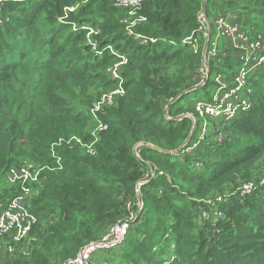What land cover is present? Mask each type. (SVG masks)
I'll return each instance as SVG.
<instances>
[{
    "label": "trees",
    "instance_id": "1",
    "mask_svg": "<svg viewBox=\"0 0 264 264\" xmlns=\"http://www.w3.org/2000/svg\"><path fill=\"white\" fill-rule=\"evenodd\" d=\"M203 6L212 19L232 12L243 29L264 33V0H143L145 19L137 32L156 38L145 44L127 34L122 22L127 10L110 0L3 2L0 199L18 192L6 181L9 168L24 160L44 167L32 200L40 218L36 247L27 259L2 254L3 264L75 258L128 216L127 203L135 201L137 184L151 168L155 176L142 186L144 208L125 240L95 252L89 264H264V184L248 195L233 194L244 181L258 178V166L264 165V65L251 80L252 108L228 124L212 122L231 140L219 142L210 133L197 148L182 150L192 121L179 115L192 111V93L210 99L214 87L211 78L193 89L203 61L204 40L197 31ZM90 28L98 31L90 41L101 54L89 43ZM112 51L128 57L121 71L125 94L99 114L108 127L97 152L57 147L58 167L54 142L72 136L90 140L91 102L116 84L108 72L119 60ZM232 68L230 58L220 66L210 59L211 76Z\"/></svg>",
    "mask_w": 264,
    "mask_h": 264
},
{
    "label": "built area",
    "instance_id": "2",
    "mask_svg": "<svg viewBox=\"0 0 264 264\" xmlns=\"http://www.w3.org/2000/svg\"><path fill=\"white\" fill-rule=\"evenodd\" d=\"M5 1L25 2L27 0H0V4L2 5ZM110 1L115 7L127 10L122 22L128 35L143 44L156 42V38L147 37L137 32L138 26L145 19L140 13L143 0ZM74 9L75 7H66V11H73ZM197 19V31L204 40V46L203 61L194 76L193 89L205 87L211 80L210 59H214L216 65L220 66L225 59L230 58L234 63V68L228 72L217 71L212 79L214 87L211 98L195 100L192 111L179 115V120L188 118L192 121L191 138L189 141L187 139L182 147L185 152L197 148L210 133L215 134L219 142L231 140L229 133H225L212 122L228 124L252 108L254 88L251 80L255 78V73L264 65V33H256L253 30L249 32L243 29L237 22L235 13H222L212 19L207 13L206 7L203 6L198 12ZM8 20L9 17L6 18V21ZM3 22L4 17H0V23ZM83 28L88 27L83 26ZM97 33V30L90 28L88 37L90 38ZM90 40L91 38L89 43L92 45V49L97 54H101L102 51ZM221 40L227 42L228 46H222ZM189 41L197 48L196 39L191 37ZM108 48L113 50L112 46H108ZM114 53L118 55L119 60L108 68V72L111 78L116 81V88L110 93L103 94L90 109L95 119V123L90 129V140L86 141L80 136H72L60 138L52 144V155L56 157L58 167L61 166L62 158L56 154L57 147L67 146L71 150L80 147L91 155L97 152V143L102 132L108 127L100 119L99 114L104 112L106 108L115 105L118 98L123 96L126 91L121 71L127 64L128 57L125 54ZM168 110V106H165V115L171 119ZM143 144L140 142L135 146V153L139 157V146ZM43 169L44 167L24 160L7 171V183L10 186H18V192L16 194L10 193L6 198L0 199V255H14L19 250H23L26 255H31L32 248L36 247L39 235L34 230L38 226L40 218L32 210V200L40 190ZM154 176L155 170L151 168L149 174L138 182L135 201H128L127 203L129 210L127 217L110 226L99 239L84 245L75 258L61 264H89V260L95 252L119 247L128 235L132 223L137 219L138 212L144 208L142 186ZM258 184H264V180H258V183L255 180L244 181L233 194L248 195L257 188ZM221 199L222 197H218V201ZM218 201L213 202L216 204ZM215 213L217 216H221V212L216 211ZM204 216L209 218L207 214Z\"/></svg>",
    "mask_w": 264,
    "mask_h": 264
},
{
    "label": "rangeland",
    "instance_id": "3",
    "mask_svg": "<svg viewBox=\"0 0 264 264\" xmlns=\"http://www.w3.org/2000/svg\"><path fill=\"white\" fill-rule=\"evenodd\" d=\"M214 75H215V73H212V76H211V78L213 79V77H214ZM115 81V80H114ZM115 86H116V84H115ZM111 87L110 89H105V90H102V91H99V93L95 96V98L92 100V102H91V105H90V109L92 108V106L96 103V102H98L99 100H100V98H101V96L103 95V94H107V93H110V92H112V91H114L115 90V88L116 87ZM198 91L197 92H195V93H192L190 96H189V100H191V101H194V100H197L198 99V97H199V95H198ZM91 112V111H90ZM200 123H201V120H200ZM93 126V125H92ZM259 167V176H258V178H255V179H253V180H260V181H263L264 180V165H259L258 166ZM8 185V184H7Z\"/></svg>",
    "mask_w": 264,
    "mask_h": 264
},
{
    "label": "crops",
    "instance_id": "4",
    "mask_svg": "<svg viewBox=\"0 0 264 264\" xmlns=\"http://www.w3.org/2000/svg\"><path fill=\"white\" fill-rule=\"evenodd\" d=\"M221 45L222 46H228V43L221 40ZM31 255H26L25 252L23 250H19L16 254L14 255H10V258L14 261L16 259H19V258H29ZM4 256L3 255H0V264H3L4 261Z\"/></svg>",
    "mask_w": 264,
    "mask_h": 264
},
{
    "label": "water",
    "instance_id": "5",
    "mask_svg": "<svg viewBox=\"0 0 264 264\" xmlns=\"http://www.w3.org/2000/svg\"><path fill=\"white\" fill-rule=\"evenodd\" d=\"M190 138H191V135L189 136L188 141L190 140Z\"/></svg>",
    "mask_w": 264,
    "mask_h": 264
}]
</instances>
